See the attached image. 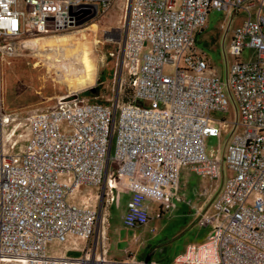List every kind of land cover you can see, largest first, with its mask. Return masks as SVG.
<instances>
[{
  "label": "built area",
  "instance_id": "built-area-1",
  "mask_svg": "<svg viewBox=\"0 0 264 264\" xmlns=\"http://www.w3.org/2000/svg\"><path fill=\"white\" fill-rule=\"evenodd\" d=\"M121 1L0 0V91L1 65L24 40L76 28L93 6L91 20L103 18ZM212 9L245 16L224 77L195 45ZM122 32L128 99L68 92L22 116L29 129L21 146L10 128L18 115L0 108V264H154L132 253L108 258L104 227L99 253L89 242L80 255H51L47 246L90 240L124 190L126 228L175 208L181 168L223 183L212 212L200 213L210 225L205 238L172 264H264V0H127ZM246 48L251 55L241 59ZM225 89L231 126L216 117L229 108ZM223 133L221 154L209 155L206 138ZM225 168L233 174L225 177Z\"/></svg>",
  "mask_w": 264,
  "mask_h": 264
},
{
  "label": "rangeland",
  "instance_id": "rangeland-1",
  "mask_svg": "<svg viewBox=\"0 0 264 264\" xmlns=\"http://www.w3.org/2000/svg\"><path fill=\"white\" fill-rule=\"evenodd\" d=\"M121 4L123 5L121 9L114 7L105 17L88 21L76 28L32 35L27 39L41 37V42L39 44H27L20 54L5 59V88L0 91V97L3 99V101H0V103L2 102L0 105L7 112H14L18 115V119L12 123L10 128L16 127L13 137L18 140L19 146L25 144L26 132L29 129V126L22 124V116L35 108L50 106L58 97L68 92L77 91L82 96L103 101L115 100L118 96L121 102L122 99L126 100L130 97V90L124 85L126 72L124 68L120 67L122 26L127 0H122ZM244 17L241 11L231 15L225 10L212 9L208 14L205 28L195 40L196 48L206 54L209 63L223 77L226 68L231 66L237 59L230 52L229 46L234 29L242 23ZM81 28H88L89 35L86 44L75 42L71 45L53 46L48 41L51 35L67 34ZM110 38H116L117 41H112ZM86 50H88V53H86ZM110 51L115 52L113 57L107 56ZM49 53L52 55L50 60L45 57V54ZM250 55L251 50L246 48L241 55V59L246 60ZM71 60L80 63L87 61L94 65L96 72L94 84L83 89H75L68 80H58L55 74V66L62 70L65 62ZM166 71L172 72L169 68H166ZM225 91L229 108L225 112H217L216 117L227 119L228 125L231 126L236 118L235 106L227 89ZM227 137L228 134L226 135V133L217 137H207L206 149L208 154L215 157L220 155ZM5 145H7L6 142ZM19 146L15 149H18ZM188 172V175L186 172V184L182 182L183 187L187 190V197L192 202H197L199 206L203 205L202 209L209 206V204L211 206L222 186V176L209 178L201 177L189 170ZM224 174L225 177H228L233 172L225 168ZM183 177L184 173L182 179ZM86 191L95 193L96 190L91 188ZM127 195L128 192L124 190L122 201H126ZM179 207L182 210L187 209L184 204H180ZM211 212L212 209L210 208L209 213ZM180 213H176L170 219L163 220V222H166L165 227L161 225L155 231H147L150 236L153 232L155 233L154 240L151 243L156 245L152 257L157 260V264H168L177 254L183 251L186 243L203 239L209 230L210 225L208 223L198 222V214L193 213L184 217ZM101 218L102 213L99 216V223ZM155 222V219H151L149 224L152 225ZM109 225L112 233H118L121 224L115 209L112 210ZM139 230L145 231L144 226L139 227ZM125 234L126 230H123L122 235ZM65 250L66 246L64 244L52 243L47 246V253L51 255L64 253ZM70 254L78 255L79 253L71 252Z\"/></svg>",
  "mask_w": 264,
  "mask_h": 264
},
{
  "label": "crops",
  "instance_id": "crops-1",
  "mask_svg": "<svg viewBox=\"0 0 264 264\" xmlns=\"http://www.w3.org/2000/svg\"><path fill=\"white\" fill-rule=\"evenodd\" d=\"M198 34H197V36H198ZM197 36H196V38H197ZM110 40H112V41L116 40L117 41L116 38L115 39L110 38ZM4 70H5V65L3 62L1 65V78H2V82H3V87L5 88ZM1 100L3 101L2 97H0V101ZM0 104H2V102ZM0 108L5 110V108L2 105H0ZM42 108H45V107H42ZM36 109H41V108H35L33 110H36ZM33 110H31V111H33ZM227 138H226V140H227ZM226 140H225V142H226ZM186 172L188 175V173H189L188 169L181 168L180 177H179V193H180L182 199L180 201H177L176 206L173 209L163 210V211L159 212L157 215H153V213H156V210H153L151 219H155L156 222L153 223L152 225L149 224V222L147 224L143 225L145 231H140L139 227L134 228V229L126 228L122 223V215L124 214V212L126 210V202H127L128 197H129V191L126 190L128 192L126 201H122V196H123V192H122L120 200H119V204L117 206L111 205L107 209V213H108L107 224L105 225L101 221L99 223V220H98L97 225H96V232L93 235V237L90 238V240H88V241L79 240L77 242V244H75V245H74V243L70 242L69 244L66 245L67 251L65 250L64 252L67 254H70L71 252H78L79 253L78 255H80L81 249L87 244V242H89L91 244L93 250H95L96 253H99L101 251V236H100L98 230L99 229L101 230V227H104L105 233L107 235V240L104 241V245L106 246V249H107L106 256L108 258L124 259L128 254L132 253L137 258L145 259L146 256L144 254H142V252H145V250L147 249L146 247H147L148 243H151V241L154 240V236H155L154 232L150 236L147 234V231H155L156 228H159V226H161V225L163 227H165L166 222H163V220L170 219L173 215H175L176 213H179V212H181L180 214L182 216L184 215V217H187L188 215H191L193 213L198 214L199 215L198 219H197L198 222H199L200 213H202L204 211L209 213V210L211 208L210 204L206 208L202 209L203 205L199 206L197 204V202H192L191 199H189L187 197V190L185 189V187H183V184H182V182H184L186 184V180H187L186 179ZM183 173H184V177L182 179ZM180 204L186 205L187 209L182 210L179 207ZM153 207L155 209L156 204H154ZM113 209L116 210V213H117L118 218H119V222L121 224L119 226L118 233H115V234L112 233V231L110 229V225H109V221H110V218L112 216V210ZM123 230H126V234L124 236L122 235ZM206 234L204 235L203 239L205 238ZM203 239H201V240H203ZM201 240H196V241H201ZM196 241H189L188 243H186L185 247L187 246V244H189L191 242H196ZM185 247H184V249H185ZM152 256H151V259L148 261V263L153 262L154 264H157L158 263L157 260H155ZM172 262H173V260L170 261L168 264H171Z\"/></svg>",
  "mask_w": 264,
  "mask_h": 264
},
{
  "label": "bare ground",
  "instance_id": "bare-ground-1",
  "mask_svg": "<svg viewBox=\"0 0 264 264\" xmlns=\"http://www.w3.org/2000/svg\"><path fill=\"white\" fill-rule=\"evenodd\" d=\"M87 30L88 28H81L67 34L51 35L48 41L53 46L71 45V43L75 42H82L86 44L88 42L87 40L89 35ZM40 42L41 37L26 39L23 41L25 45L39 44ZM86 53H88V50H86ZM45 57L50 60L52 55H50V53L45 54ZM55 74L57 75L59 81L68 80L70 84L75 87V89H83L91 86L94 84L96 79L95 67L92 63L87 61L82 63L74 60L66 61L62 70L58 69V66H55Z\"/></svg>",
  "mask_w": 264,
  "mask_h": 264
},
{
  "label": "flooded vegetation",
  "instance_id": "flooded-vegetation-1",
  "mask_svg": "<svg viewBox=\"0 0 264 264\" xmlns=\"http://www.w3.org/2000/svg\"><path fill=\"white\" fill-rule=\"evenodd\" d=\"M93 12V11H92ZM92 12H90L86 17H88L90 14H92ZM85 17V18H86ZM85 18H83V19H85ZM83 19H81L80 21H82ZM91 20V19H90ZM90 20H88V21H90ZM88 21H86V22H88ZM147 249L145 250V252H144V255L145 256H147V255H153V252H155V249H156V245L155 244H151V243H148V245H147V247H146Z\"/></svg>",
  "mask_w": 264,
  "mask_h": 264
},
{
  "label": "water",
  "instance_id": "water-1",
  "mask_svg": "<svg viewBox=\"0 0 264 264\" xmlns=\"http://www.w3.org/2000/svg\"><path fill=\"white\" fill-rule=\"evenodd\" d=\"M95 15H96V7L93 6V12H92V14H90L88 17H86L85 19H83L79 23L80 24L85 23L86 21L92 19ZM120 67H121V63H120ZM101 206H102V204H100V208H101ZM150 259H151V255L150 254L145 257V261L146 262H148Z\"/></svg>",
  "mask_w": 264,
  "mask_h": 264
},
{
  "label": "trees",
  "instance_id": "trees-1",
  "mask_svg": "<svg viewBox=\"0 0 264 264\" xmlns=\"http://www.w3.org/2000/svg\"><path fill=\"white\" fill-rule=\"evenodd\" d=\"M152 256V255H151Z\"/></svg>",
  "mask_w": 264,
  "mask_h": 264
}]
</instances>
